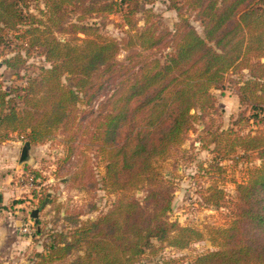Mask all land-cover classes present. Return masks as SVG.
I'll list each match as a JSON object with an SVG mask.
<instances>
[{"label": "trees", "instance_id": "obj_1", "mask_svg": "<svg viewBox=\"0 0 264 264\" xmlns=\"http://www.w3.org/2000/svg\"><path fill=\"white\" fill-rule=\"evenodd\" d=\"M21 2L0 0V46L11 37L16 41L15 55L3 65L19 75L33 50L48 65L26 76L23 87L6 89L0 83V144L12 133L32 146L62 132L66 160L77 147L88 150L104 163L101 184L114 194L94 220L78 222L76 215L60 211L77 226L46 233L32 264H138L154 247L153 239L177 249L201 241L200 229L170 218L174 188L158 161L186 142L197 121L216 114L213 91L228 87L241 110L226 128L219 121L210 130L215 119L207 124L202 145H213L212 152L222 158L238 150V159L254 157L260 164L236 183L229 224L208 228L215 248L188 264H264V128L241 133L244 124L264 120L259 119L264 115V0H170L168 8L177 15L172 29L153 8L142 9L140 0H44L41 18L25 15ZM112 13H120L125 28L120 42L83 23L87 16ZM60 34H72L79 43L62 42ZM122 51L124 62L118 60ZM102 90L109 97L83 125L78 105L92 103ZM85 163L71 180L83 183ZM223 168L217 162L205 170L212 175ZM138 189L142 196L137 197ZM206 192L205 205L223 203L226 192L220 186ZM51 197L45 194L40 207ZM37 234H44L39 226Z\"/></svg>", "mask_w": 264, "mask_h": 264}, {"label": "rangeland", "instance_id": "obj_2", "mask_svg": "<svg viewBox=\"0 0 264 264\" xmlns=\"http://www.w3.org/2000/svg\"><path fill=\"white\" fill-rule=\"evenodd\" d=\"M119 1V0H116ZM142 9L153 8L154 13L160 17V20L172 29L173 23L177 20L175 10H169L170 0H140ZM24 14L32 13L37 18L40 12L45 11L44 0H22L21 5ZM184 14L189 16L190 21L200 34L203 29L198 21L193 20V12L189 13L187 7L184 8ZM140 16V14H137ZM74 15L72 22H75ZM83 23L88 25H96L99 27L100 34L104 37H111L114 40L121 41L125 38L124 29L121 28L120 13H112L104 16H95L85 18ZM62 42L65 39L79 43L73 40L74 35L60 34ZM80 39L84 35L79 36ZM16 41L11 37L0 46V83L6 89L11 87L25 86V77L33 72L38 73V68L47 66L45 60L35 51H31L26 57L27 65L25 70L14 74L3 65L5 58H10L16 53ZM24 52L22 51V54ZM127 53L122 51L118 55V60L124 62ZM231 87L225 90L213 91L216 96V106L218 111L212 117H206L201 121H197L194 128L188 133L186 142L177 147L171 155L164 160H159L158 165L160 171L167 178L168 182L174 188L172 200V210L169 213L170 218L178 220L181 225H188L200 229L204 233L201 241L193 242L189 248L177 249L171 247L167 242H160L155 239L154 249H148L140 259L138 264H170L172 261L178 260L177 264H188L193 256L206 250L215 248L211 240L208 239L207 230L209 227H225L232 220L233 201L236 195V183L243 182L247 178L249 168L260 164V160L252 158L238 159L242 154L236 151L228 158H222L219 154L212 152L213 145L203 147V136H209L206 131V125L211 124L210 130L216 128V123L220 121L222 128H226L231 115H236L241 110L238 106L237 98L233 94ZM111 92V91H110ZM108 90H102L97 94L93 102L90 104H79L78 111L83 117V125L90 121L91 112H96L100 105L109 97ZM252 115L249 111L247 116ZM264 115L259 117L263 119ZM243 125V124H242ZM238 127V126H237ZM264 120L259 122H249L241 129L242 132H251L256 134L263 130ZM238 129V128H237ZM63 134L58 132L56 139L43 143L32 144L27 151L26 158L19 163L22 157V147L26 141H23L17 133H12L11 142L7 141V148L13 150L11 158L10 180L7 182V188H2L1 203L5 202L3 208L7 209L21 222L17 226L19 235L27 236L30 239V246L24 251H20L6 259H0V264H32L35 251H41L44 248L46 233L52 231H66L69 228L77 226L78 222L86 221V219H96L101 213L105 212L112 204L114 194H110L102 186V175L104 172V163L99 158H93L92 154L85 150L81 151L77 147L73 157L66 160V147L63 145ZM18 142V143H17ZM5 145V147H6ZM89 160H88V159ZM86 164L83 175V183L71 180L73 172ZM220 162L224 166L223 172H211L207 174L206 170L211 164ZM204 169V170H203ZM34 173L41 180L39 189L35 188V183L29 186L24 174ZM52 179V181H49ZM66 180V181H64ZM82 185V186H81ZM220 186L226 192L224 201L218 207L205 205L202 203V195L207 194L208 186ZM52 194V202L45 203L40 207V202L45 194ZM4 197H3V196ZM136 195L142 196V190L138 189ZM2 197L4 199H2ZM38 209V222L30 217L31 210ZM60 211L66 212L70 218L77 216L78 222H70L65 220ZM32 222L30 234H23L20 230L22 223ZM38 226L42 228L44 234H37Z\"/></svg>", "mask_w": 264, "mask_h": 264}, {"label": "crops", "instance_id": "obj_3", "mask_svg": "<svg viewBox=\"0 0 264 264\" xmlns=\"http://www.w3.org/2000/svg\"><path fill=\"white\" fill-rule=\"evenodd\" d=\"M7 141L11 142V139H7L4 143L0 144V190L2 188L6 189L7 182L10 180L9 166L12 162L13 150L9 151L6 145ZM2 193L0 191V194ZM3 197L2 199H4ZM4 203H1L0 200V259H6L9 255L13 256L31 245L30 239L27 236L19 235L17 232V226L21 220L14 217L8 209L5 211L3 208Z\"/></svg>", "mask_w": 264, "mask_h": 264}, {"label": "built area", "instance_id": "obj_4", "mask_svg": "<svg viewBox=\"0 0 264 264\" xmlns=\"http://www.w3.org/2000/svg\"><path fill=\"white\" fill-rule=\"evenodd\" d=\"M25 175V179L27 180V184L29 186L33 185V183H35V188L36 189H39L40 188V185H41V180L40 178H38L34 173H29V174H24ZM49 181H52V179H50ZM31 225H32V222H24L22 223L21 227H20V230L23 234H27L29 235L30 234V231H31Z\"/></svg>", "mask_w": 264, "mask_h": 264}, {"label": "water", "instance_id": "obj_5", "mask_svg": "<svg viewBox=\"0 0 264 264\" xmlns=\"http://www.w3.org/2000/svg\"><path fill=\"white\" fill-rule=\"evenodd\" d=\"M30 144H31V143H30L29 141H26V142L24 143V146H23V152H22V157H21L19 163H21L22 160H24V158H26L27 151L30 149ZM0 200H1V194H0ZM30 217H32V218L34 217V218L36 219V221L38 222V220H39V218H38V209L33 208V209L31 210Z\"/></svg>", "mask_w": 264, "mask_h": 264}]
</instances>
